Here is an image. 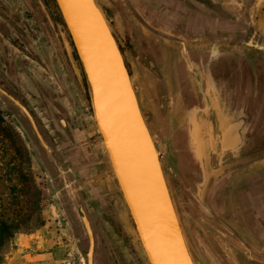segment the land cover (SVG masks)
Returning <instances> with one entry per match:
<instances>
[{"label": "rangeland", "instance_id": "obj_1", "mask_svg": "<svg viewBox=\"0 0 264 264\" xmlns=\"http://www.w3.org/2000/svg\"><path fill=\"white\" fill-rule=\"evenodd\" d=\"M40 2L44 4L53 25ZM96 2L111 22V29L132 72V82L139 93L137 96L142 113L159 151L174 205L185 234H189L188 215L191 209L184 205V200L192 199L194 204H197L198 199L195 196L204 177L201 162L194 154L192 155L193 168L197 170V175L194 173L193 176H189L185 170V157L181 159L182 168L179 166L178 150L180 151L181 146L178 145L176 149L174 144L175 128L178 124H174L176 121L172 115L163 111L168 105L169 93L163 86L165 81L161 66L156 62L145 63L146 59L138 54L139 48L134 40V34L142 37L147 35L141 31L139 20L132 14L124 0H96ZM181 2V4L185 2L184 7L195 12L188 1L181 0ZM143 5H145L143 1H140V6ZM229 13L226 12L224 15H234ZM234 19V16L227 18L230 21L224 22L225 31L232 32L236 29V24L245 25L248 20ZM218 20L220 18L216 21ZM31 24L41 27L48 34H46L47 41L59 53L70 76L69 80L75 89L76 97L65 93L63 97L69 102L66 108L62 105V99L53 96L45 89L26 96L19 88L16 71L4 69L5 75L0 67L1 88L15 96L30 111L45 140L55 149L64 165V173H61L48 161L47 153L41 147L27 119L19 118L20 111L9 99L0 94V221L11 225L15 233L12 242L3 248V264H33L35 254L49 251H61L56 260L50 264H55L54 262L88 264L89 243L84 225L71 201L74 194L79 197L97 237L99 245L95 264H150L95 123L90 99L83 92L75 76L58 32L57 25L64 22L55 1L0 0V33L3 34L0 46H3L4 40H8L14 48L25 52L22 48L29 45L30 38L34 35L30 33L28 36L26 33ZM12 33L16 36L13 37ZM162 41L171 49H177L173 42L169 43L165 39ZM234 44L241 43L234 42ZM243 47L247 49L244 50L246 57L258 59L261 71L243 70L238 80L239 85L232 84H236L237 78L230 77L231 83L227 75L222 79L217 75L214 78L208 77L207 72L217 64L216 61L212 64V60L209 63L204 60L202 65H196L200 71L198 74L189 69L185 61L189 78L185 82L190 86L192 84V89L204 96L203 103L200 101L194 103L196 107H206L203 111L198 109L196 116L212 123L214 132H218L219 126L224 129L221 114L226 121L237 123L242 119L245 120L249 129L246 131L240 129L244 145L238 157L254 160L258 158L257 162L242 165L228 172L214 189H219L218 187L227 180V189H254L258 186L259 189H264V50L246 45ZM140 74H146L145 81L149 86L151 85L150 87L153 86V81L156 82L158 95H149L150 92L143 84ZM191 74H194L193 78ZM188 84L186 89L190 90ZM210 102H212L210 107L213 106L215 111L208 109ZM68 109L75 111V115H71ZM188 126L191 133L192 129L190 125ZM4 128L15 135L19 144L8 142L9 139H6L3 132ZM225 150H228L227 145ZM212 158L213 166L217 169L219 164L217 156L213 155ZM233 159L236 157L230 153L225 156L223 164L227 165ZM261 171L263 174L260 177ZM190 189H193L192 194H189ZM236 229L253 246L259 245L253 240L249 229L243 225L236 226ZM255 230L259 231L258 228ZM262 232L264 233V230ZM223 245L222 247L228 250V243ZM231 248L234 249L233 253L236 257L240 255L246 258L242 251L232 245ZM189 250L195 264L196 261L204 264V258L197 250L194 249L195 252L190 247ZM253 252L255 253L254 250ZM226 259L234 262L231 257ZM258 259L264 263L263 258Z\"/></svg>", "mask_w": 264, "mask_h": 264}, {"label": "water", "instance_id": "obj_2", "mask_svg": "<svg viewBox=\"0 0 264 264\" xmlns=\"http://www.w3.org/2000/svg\"><path fill=\"white\" fill-rule=\"evenodd\" d=\"M54 1L64 22V24L57 25L58 32L75 76L83 92L90 99L95 123L107 149L114 174L149 263L195 264L181 229L180 219L164 174L159 151L140 109L129 68L107 19L95 0ZM124 1L132 14L147 29L161 38L174 40L154 29L135 10L133 0ZM187 1L212 16L213 11H208L203 4L196 0ZM40 5L52 24L44 4L40 2ZM226 17L231 18L227 14ZM248 27L254 32L251 26ZM244 33L246 32L244 31ZM253 39L252 36H249L248 46L264 50V38L255 33V39ZM190 69L195 74L200 72L196 65ZM0 94L9 99L20 111L19 118L25 117L27 119L41 147L47 153L48 161L54 164L61 173H64L62 161L57 156L55 149L45 140L30 111L20 100L7 93L1 86ZM209 106L210 104H208ZM216 113L219 115L218 112ZM237 123L241 124V127L246 125L243 119ZM209 125L213 131L212 123ZM243 145V139L237 150L228 149L224 151L217 140L214 146L211 145L209 156L213 171H218L224 166L227 167L214 185L212 184L210 197L213 195L215 185L219 183L221 178L227 176V172L253 162L251 158L239 160L242 158L238 157V153ZM230 153L236 159H233L229 163L230 165H224L223 160ZM213 155H216L218 159L217 169L213 166ZM197 159L200 160L204 172L203 183L199 187L202 191L208 181L205 177L206 166L201 157H197ZM71 201L86 231L89 243L87 263L95 264L99 244L91 221L79 201V197L74 194ZM217 220L251 254L254 253L244 239L233 232L223 221L218 218ZM172 253L179 259V263ZM228 257H231L236 264H247L242 261L246 258L244 259L240 255L236 257L233 252H230ZM256 263L261 264L263 262Z\"/></svg>", "mask_w": 264, "mask_h": 264}, {"label": "flooded vegetation", "instance_id": "obj_3", "mask_svg": "<svg viewBox=\"0 0 264 264\" xmlns=\"http://www.w3.org/2000/svg\"><path fill=\"white\" fill-rule=\"evenodd\" d=\"M140 1H143V3L145 4L143 5V7L140 6ZM140 1L134 0L135 10L138 11L154 29L160 31L164 35L172 37L174 36L177 39L176 41L165 39L169 41V43L173 42V45L177 47V49L173 50L170 48V46L168 47L163 43L162 40H164V38L157 36L141 23V31L148 36L146 35L142 37L134 34V40L137 44V47L139 48V56H142L146 59L145 63L156 62L161 66V69L163 70L165 81L163 82V86L166 92L169 93V97L167 99L168 105L165 106L166 109L163 111H166L169 113V115H172L174 120L176 121L174 124H178V126H176L175 128L176 137H174V144L176 145V149L178 148V145L181 146L180 151L178 150V160L180 162L179 166L180 168H182L183 165L181 164V159L185 157V170L188 172L187 174L189 176H193L195 174L197 175V170L193 168L194 164L192 162V155L194 154L196 158L200 157L196 153V150L193 146L192 135L195 133L200 134V132L198 133L197 127H195L198 117L196 116V113L198 112V109L203 111L204 109H206V107L194 106V103L197 101L203 103L204 96L202 93L199 94L195 92V90L192 89V84L190 86L188 82H185V80L187 81L189 80V78L187 77V68H185L186 64L184 55L187 54L195 65H202L201 63H204V60L208 61L207 63L212 60V64H214V62L216 61L217 64L215 63L216 65L213 67L214 69L212 68L209 72H207L208 77L210 76L211 78H214L215 75H217L221 76L222 79L225 75H227L229 76V79L230 77H233L234 79L237 78L236 84L232 83L231 79L230 82L233 85H239L238 80L240 79V74L243 70H246L247 72H252V69L254 71L256 70L257 72L261 71V64H259L258 59L246 57L247 55L245 54L244 50L247 49L243 47V45L248 46L247 43L249 42H247V40L249 36H252L255 39V28L248 17H237L235 15H230L231 17L234 16L235 19L243 18L248 20L245 25L236 24V29L232 30V32L225 31L224 22L227 21L228 17H226V15L224 14L226 12L229 13V11L226 10V8L221 4L219 0H196L197 2L203 4L208 11H213L212 16H209L210 13L208 12L196 9L191 4L190 6L195 10V12L186 8V6L184 7L185 2L181 4V0ZM102 12L110 25L111 22H109L104 11ZM155 13L157 15H155ZM218 18H220V20L216 21ZM248 26H251L254 29L255 33L252 32V30ZM244 31L246 33H244ZM224 37H226L227 39ZM234 42H239L241 44L236 45L234 44ZM217 50L220 54L215 53V51ZM130 74L132 76L131 70ZM140 76L143 84L147 86V90H149L150 92L149 95H158V86L156 82L152 80L153 86L150 87L151 85L149 86L148 82L145 81L146 74H140ZM191 76L193 78L194 74H191ZM211 83L213 84L214 81H212ZM187 84L189 85L190 90L186 89ZM138 94L139 93H137V95ZM259 95L261 96L262 93H260ZM238 103H240V101ZM208 109H213L215 111V108L213 106H209ZM217 110L219 111V109ZM160 111L163 112L162 110ZM221 116V120L224 123V129L222 128V131L218 130V132L210 134L211 126L209 125L208 131L210 132H208V135L211 141V145L214 146V143L217 140L220 143V147H222V149L225 151V146L223 145L224 143L223 141H221V139L223 138V135L225 136L226 132V134L229 133L228 131L232 129L230 127L234 128L235 126L239 127L237 137L238 143H236L237 145L232 149L237 150L238 146L241 143V140H244V138L241 136V130L246 131V129L248 130L249 127L247 123L244 127H241V124L239 123H235L233 121L232 123L228 122L225 120L223 114H221ZM207 122L208 124H210L209 121ZM217 123H220L219 118ZM230 123L232 125H230ZM193 124H195V126ZM188 125H190V128L192 129L191 133L189 131ZM195 128L197 129V131ZM221 133L224 134L221 135ZM211 145L209 147L207 146L206 151L209 157V167L212 170L209 156ZM247 159L250 158L239 160ZM257 159H252V163H254V161L257 162ZM226 167L227 166H224L221 169H218V171H215L217 175L215 177L216 179L214 178L215 181H213V185L216 180L226 171ZM205 170V177L206 179H208V175L206 174L207 167ZM262 174L263 171L260 172L259 176L261 177ZM227 186L228 180L220 185L218 187L219 189H215L213 200L210 197L211 192L209 193L208 204L210 210L205 207L202 201L201 193L203 189L202 191H200V189L197 191V195L195 196L198 199L197 204H194L192 199L184 200V205L186 207L188 206L191 209L188 215L189 234H185L183 225L181 221H179L185 239L188 242L187 244L193 251L197 250L198 254L204 258V264H235L231 260L226 259L228 258V254L230 252H233L234 250L233 248H231V245L233 247H236L246 255V259H242L243 263H261L262 261L258 258L264 259V233L262 232V230H264V189H259L258 186L254 189L234 190L227 189ZM189 191V194L193 193V189H190ZM217 218L223 221V223H225L233 232H236L241 238H243L245 242H247L248 246L255 251V253L250 254L248 250L225 227L220 224ZM240 225H243L244 227L249 229L250 234L254 238L253 240H256L255 242H258V246H253L252 243H250L246 238L242 237L239 234L236 226ZM256 228H258V232L255 230ZM225 243H228L229 245L228 250H226L225 247H222ZM198 262L196 261L197 264ZM199 264L201 263L199 262Z\"/></svg>", "mask_w": 264, "mask_h": 264}, {"label": "crops", "instance_id": "obj_4", "mask_svg": "<svg viewBox=\"0 0 264 264\" xmlns=\"http://www.w3.org/2000/svg\"><path fill=\"white\" fill-rule=\"evenodd\" d=\"M219 1L226 10L235 16L249 17L255 32L264 37V0ZM26 33L28 36L30 33L34 35H32L33 38H30L29 45L27 47L23 46L22 49L25 52L14 48L8 40H4L3 46H0L1 70L5 75L6 71L4 69L16 71L19 88L24 91L26 96L31 95L34 91L45 89L53 96L56 95L59 99H62V105L68 108L69 102L63 96L65 93H69L71 97H76V93L59 53L47 41V33L41 27H35L31 24ZM12 34L13 37L16 36L14 33ZM2 36L3 34L0 33L1 40ZM68 112L75 115L73 110L68 109ZM59 252L61 253V251L39 252L34 255L32 263L50 264L56 260ZM54 263L60 264L59 262Z\"/></svg>", "mask_w": 264, "mask_h": 264}, {"label": "bare ground", "instance_id": "obj_5", "mask_svg": "<svg viewBox=\"0 0 264 264\" xmlns=\"http://www.w3.org/2000/svg\"><path fill=\"white\" fill-rule=\"evenodd\" d=\"M193 7H195L192 3H190ZM196 9H198L197 7H195ZM199 10V9H198ZM201 11V10H200ZM144 26V25H143ZM164 35V34H163ZM158 36V35H157ZM160 37V36H159ZM168 37H170V39H174V41H176L177 39L175 38V37H172V36H168ZM176 39V40H175ZM184 58H185V61H186V63H187V65H188V68L190 67V68H192L193 66H195V64L191 61V59H190V57L187 55V54H185L184 55ZM189 68V69H190ZM132 79V78H131ZM133 83V82H132ZM214 91H216V89L214 88ZM136 94H137V92H136ZM137 98H138V96H137ZM210 105L212 104V102H210L209 103ZM139 105H140V103H139ZM140 109H141V107H140ZM142 111V110H141ZM199 117V116H198ZM228 122H231L232 123V121H228ZM194 123V122H193ZM194 126H195V124H193ZM195 127H197V129H198V133L200 132V134H193L192 135V141H193V146H194V148H195V150H196V153L199 155V157H202V159H204V161H205V164H206V167H207V175H208V181H207V183H206V185H205V187L203 188V191H202V193H201V195H202V201H203V203H204V205H205V207L207 208V209H209L210 210V207H209V204H208V196H209V193H210V190H211V188H212V184H213V181H215L214 180V178L216 177V173H215V171L213 172L211 169H210V167H209V160H208V153H207V151H206V148H207V146L209 147L210 145H211V141H210V139H209V133L208 132H210V134H212V133H214V131H212V129H210V131H208V129H209V124H208V122H207V120H205L203 117H199V119H197V122H196V126ZM230 128H232V129H230L228 132V134H225V137H223L222 139H221V141H223V143H224V146H228V149H231V147H234V146H236L237 144L236 143H238V140H237V137H238V129H239V127H235L234 126V128L233 127H230ZM196 129V128H195ZM197 129H196V131H197ZM222 129V127L220 128V126H219V131H222L221 130ZM194 130V129H193ZM195 131V132H196ZM227 133V132H226ZM222 134H224V133H221V135ZM208 136V137H207ZM224 136V135H223ZM212 138V137H211ZM239 139V138H238ZM208 144V145H207ZM157 147V146H156ZM107 150V149H106ZM201 154V155H200ZM206 169V168H205ZM223 172V171H222ZM221 172V173H222ZM216 179V178H215ZM121 190V189H120ZM133 220V219H132ZM135 225V224H134ZM182 229V228H181ZM183 232V231H182ZM184 235V234H183ZM139 236V235H138ZM140 239V238H139ZM172 255H174L175 256V254L174 253H172ZM148 258V257H147ZM175 259H176V261H177V263H179V259L178 258H176V256H175Z\"/></svg>", "mask_w": 264, "mask_h": 264}, {"label": "trees", "instance_id": "obj_6", "mask_svg": "<svg viewBox=\"0 0 264 264\" xmlns=\"http://www.w3.org/2000/svg\"><path fill=\"white\" fill-rule=\"evenodd\" d=\"M3 132L6 135V139L7 140L9 139L8 142L15 143L16 145L19 144V140L8 129L4 128ZM14 237H15V233L12 230V226L4 221H0V264H3V258H4L3 248L8 243H11Z\"/></svg>", "mask_w": 264, "mask_h": 264}]
</instances>
